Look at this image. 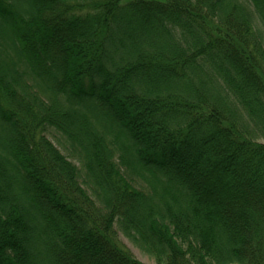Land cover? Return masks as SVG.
Masks as SVG:
<instances>
[{"label": "trees", "instance_id": "16d2710c", "mask_svg": "<svg viewBox=\"0 0 264 264\" xmlns=\"http://www.w3.org/2000/svg\"><path fill=\"white\" fill-rule=\"evenodd\" d=\"M263 70L264 0H0V264H264Z\"/></svg>", "mask_w": 264, "mask_h": 264}, {"label": "rangeland", "instance_id": "374dc122", "mask_svg": "<svg viewBox=\"0 0 264 264\" xmlns=\"http://www.w3.org/2000/svg\"><path fill=\"white\" fill-rule=\"evenodd\" d=\"M126 1H131V0H126ZM146 1H149V0H146ZM221 34H224V32L222 31ZM202 109L204 111H206V107H202ZM117 241L119 242V244L121 245L123 250L130 253L133 256V258L135 260H137L139 263H141V264H158L157 261L154 260V258L145 255L139 249H137L129 240H127V238L122 233H118V240Z\"/></svg>", "mask_w": 264, "mask_h": 264}]
</instances>
